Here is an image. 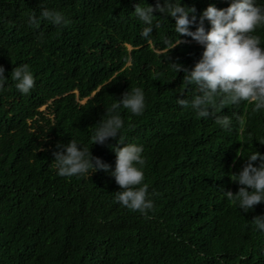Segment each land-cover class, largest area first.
I'll return each instance as SVG.
<instances>
[{
  "label": "trees",
  "instance_id": "16d2710c",
  "mask_svg": "<svg viewBox=\"0 0 264 264\" xmlns=\"http://www.w3.org/2000/svg\"><path fill=\"white\" fill-rule=\"evenodd\" d=\"M144 2L155 8L156 0H0V264H264V235L252 223L264 202L245 213L223 196L238 191L230 177L246 156L264 154V111L228 103L216 113L231 120L224 130L179 107L177 98L197 93L171 62L191 70L203 48L181 35L168 50L162 40H175L174 20L158 11L160 27L142 38L145 25L132 12ZM180 2L198 22L209 4L222 9L230 0ZM42 7L61 12L67 25H30ZM252 35L264 47V26ZM24 64L34 85L21 95L10 73ZM135 87L146 107L140 116L120 110L121 133L143 147L154 203L147 216L114 202L120 188L108 172L65 178L53 167L57 144L74 140L111 170L109 145H123L91 144V130Z\"/></svg>",
  "mask_w": 264,
  "mask_h": 264
},
{
  "label": "clouds",
  "instance_id": "9594fccd",
  "mask_svg": "<svg viewBox=\"0 0 264 264\" xmlns=\"http://www.w3.org/2000/svg\"><path fill=\"white\" fill-rule=\"evenodd\" d=\"M158 11L174 20L172 30L175 40H162L171 50L183 43L179 36L191 37L202 46L198 61L191 70L171 62L177 73L183 70V83L194 85L196 93L191 100L177 98L179 107L190 109L199 118L212 116L214 123L221 129L230 130L231 120L227 116L216 113L226 104L238 105L246 101L253 105L252 111H264V47L261 38L252 33L264 26V6L256 0H230L226 8L217 9L209 4L201 13L197 22L195 9L182 6L180 0H156L155 8L144 2L134 7L135 18L145 26L139 35L149 40L153 29L160 27L153 20V12ZM191 14V18H190ZM41 20L53 27L63 28L68 20L59 11L41 8L39 16L29 14L28 22L36 25ZM208 22L207 30L204 27ZM196 24L195 30L190 25ZM168 59V57H167ZM15 89L26 95L34 85V78L27 64L16 66L10 73ZM5 81L4 68L0 66V86ZM117 102L106 109L108 118L99 122V126L91 130V144L104 145L109 138L117 139L123 146L109 145L115 153L114 167L91 154L86 148L74 140L67 144H57L53 152L55 174L60 177L91 176L97 170H104L114 178L120 190L115 192L114 202L130 212L147 216L154 208V203L143 183V147L134 143H125L121 130L124 127L120 110H126L132 116H140L146 107L144 92L139 88H131L122 93ZM259 161L258 165L253 162ZM231 180L240 185L238 191H224L223 196L239 210L248 212L258 203L264 202V154L258 151L246 156V163ZM255 230L264 235V214L252 218Z\"/></svg>",
  "mask_w": 264,
  "mask_h": 264
}]
</instances>
